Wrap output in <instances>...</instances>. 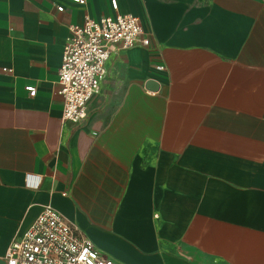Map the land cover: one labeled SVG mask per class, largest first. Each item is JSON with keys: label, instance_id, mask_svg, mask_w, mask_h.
I'll return each mask as SVG.
<instances>
[{"label": "crops", "instance_id": "obj_1", "mask_svg": "<svg viewBox=\"0 0 264 264\" xmlns=\"http://www.w3.org/2000/svg\"><path fill=\"white\" fill-rule=\"evenodd\" d=\"M111 1L0 0V264L48 205L117 264H264V0ZM117 13L150 44L64 121L71 28Z\"/></svg>", "mask_w": 264, "mask_h": 264}, {"label": "built area", "instance_id": "obj_2", "mask_svg": "<svg viewBox=\"0 0 264 264\" xmlns=\"http://www.w3.org/2000/svg\"><path fill=\"white\" fill-rule=\"evenodd\" d=\"M70 1L85 5L87 0ZM111 6L118 11L117 0H112ZM138 44L149 46L150 40L139 18L132 14L117 13L100 20L86 17L84 25L71 28L58 78L64 121L79 123L86 118L89 102L100 94L107 78L111 57ZM4 71L12 73L11 69ZM26 90L35 96L34 87ZM5 261L6 264H117L102 257L76 225L49 205L11 242Z\"/></svg>", "mask_w": 264, "mask_h": 264}, {"label": "water", "instance_id": "obj_3", "mask_svg": "<svg viewBox=\"0 0 264 264\" xmlns=\"http://www.w3.org/2000/svg\"><path fill=\"white\" fill-rule=\"evenodd\" d=\"M146 88L149 90H157L158 89V84L154 81H149L146 85Z\"/></svg>", "mask_w": 264, "mask_h": 264}]
</instances>
